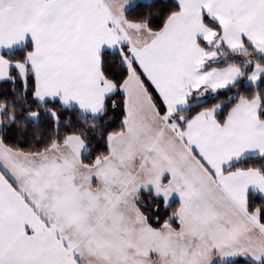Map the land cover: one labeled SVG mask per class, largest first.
I'll return each instance as SVG.
<instances>
[{"label":"snow or ice","instance_id":"obj_1","mask_svg":"<svg viewBox=\"0 0 264 264\" xmlns=\"http://www.w3.org/2000/svg\"><path fill=\"white\" fill-rule=\"evenodd\" d=\"M0 264H264V0H0Z\"/></svg>","mask_w":264,"mask_h":264}]
</instances>
